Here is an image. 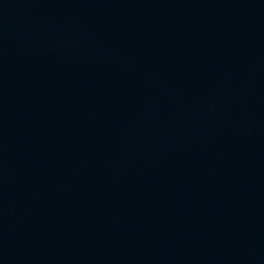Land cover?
<instances>
[{"label": "water", "instance_id": "obj_1", "mask_svg": "<svg viewBox=\"0 0 264 264\" xmlns=\"http://www.w3.org/2000/svg\"><path fill=\"white\" fill-rule=\"evenodd\" d=\"M0 264H264V0H0Z\"/></svg>", "mask_w": 264, "mask_h": 264}]
</instances>
